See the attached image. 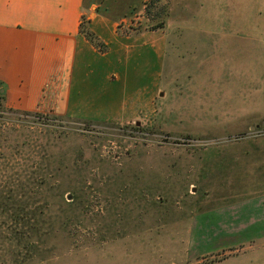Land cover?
Returning <instances> with one entry per match:
<instances>
[{"label": "rangeland", "instance_id": "rangeland-1", "mask_svg": "<svg viewBox=\"0 0 264 264\" xmlns=\"http://www.w3.org/2000/svg\"><path fill=\"white\" fill-rule=\"evenodd\" d=\"M96 4L64 116L0 99V171L47 169L63 198L21 264H264L259 242L215 240L241 213L212 211L234 154L264 147V0Z\"/></svg>", "mask_w": 264, "mask_h": 264}, {"label": "crops", "instance_id": "crops-1", "mask_svg": "<svg viewBox=\"0 0 264 264\" xmlns=\"http://www.w3.org/2000/svg\"><path fill=\"white\" fill-rule=\"evenodd\" d=\"M96 7V0H0V82L7 106L64 116L85 8L92 22ZM232 172L235 198L212 211L224 219L241 217L222 225L215 240L248 247L259 242L264 249V147L234 154Z\"/></svg>", "mask_w": 264, "mask_h": 264}, {"label": "trees", "instance_id": "trees-1", "mask_svg": "<svg viewBox=\"0 0 264 264\" xmlns=\"http://www.w3.org/2000/svg\"><path fill=\"white\" fill-rule=\"evenodd\" d=\"M1 89L2 85L3 110H20L7 107ZM33 114L43 116L38 112ZM31 155V151L25 153L24 162L32 161ZM51 176L47 169L34 170L30 166L19 171L4 167L0 171V264H21L30 259L39 247L40 236L62 223V214L57 217L59 209H53L60 197V202L63 200L62 193L57 183L50 182Z\"/></svg>", "mask_w": 264, "mask_h": 264}, {"label": "water", "instance_id": "water-1", "mask_svg": "<svg viewBox=\"0 0 264 264\" xmlns=\"http://www.w3.org/2000/svg\"><path fill=\"white\" fill-rule=\"evenodd\" d=\"M68 198H71V195H69V197Z\"/></svg>", "mask_w": 264, "mask_h": 264}]
</instances>
